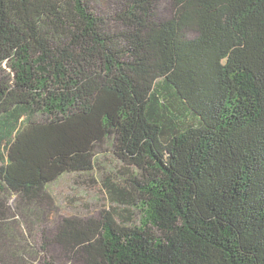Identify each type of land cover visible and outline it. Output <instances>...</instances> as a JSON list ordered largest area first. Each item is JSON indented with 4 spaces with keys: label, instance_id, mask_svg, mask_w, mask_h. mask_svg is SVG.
Wrapping results in <instances>:
<instances>
[{
    "label": "trees",
    "instance_id": "1",
    "mask_svg": "<svg viewBox=\"0 0 264 264\" xmlns=\"http://www.w3.org/2000/svg\"><path fill=\"white\" fill-rule=\"evenodd\" d=\"M169 2L0 0V264H264V0Z\"/></svg>",
    "mask_w": 264,
    "mask_h": 264
},
{
    "label": "rangeland",
    "instance_id": "2",
    "mask_svg": "<svg viewBox=\"0 0 264 264\" xmlns=\"http://www.w3.org/2000/svg\"><path fill=\"white\" fill-rule=\"evenodd\" d=\"M102 3H104V1L100 2V4ZM105 5L108 9L110 7L111 8L113 7L108 4ZM161 11H162V15L166 17H169L171 15L169 0H161ZM105 13H106L105 15L108 16L111 14V12L108 11H106ZM95 179L97 182L96 185L90 187L88 184L82 183V181L78 182L76 176H67L50 187V193L56 199V205L58 206L55 216L52 217L54 226L62 218L81 217V216L84 217L89 212H92V215L94 216L95 215L99 216L100 214H105V212L117 206L116 204L113 203L111 199H109V195L107 194L106 190L103 187L104 180L97 178ZM9 203L12 206L14 205L16 206L17 201L11 199ZM17 212H19V210H17ZM21 218L22 221L19 223V225L21 226V232L23 233L24 238H26L28 242H29L28 238H31V242L36 244V246H38L39 248L42 245L43 231H45V233L47 232L48 234V230L46 229V226L43 224V222L49 223L48 219L46 220L43 219L42 221H39L35 216L25 215V217H23L22 214H21ZM50 225H52V229H54L53 224L50 223ZM49 235L53 236L54 234L49 233ZM52 252H53L52 256L60 257L61 259L59 261L60 264H74L68 260L63 259L62 257L63 255L60 249L55 248L52 250ZM42 263L43 261L37 262V264H42Z\"/></svg>",
    "mask_w": 264,
    "mask_h": 264
}]
</instances>
